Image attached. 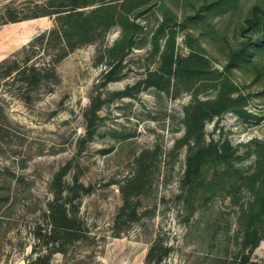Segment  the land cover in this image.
Wrapping results in <instances>:
<instances>
[{
	"label": "rangeland",
	"instance_id": "rangeland-1",
	"mask_svg": "<svg viewBox=\"0 0 264 264\" xmlns=\"http://www.w3.org/2000/svg\"><path fill=\"white\" fill-rule=\"evenodd\" d=\"M52 1L0 0V10H47ZM111 3L123 15L107 30L101 28L108 20L104 11L92 15L88 42L58 62L56 79L41 83L27 102L7 93L17 132L0 149V167H13L22 181L12 186L14 207L0 218V264H29L43 249V236L39 241L34 231L47 225L42 212L63 165L64 188L77 179L90 191L73 200L83 236L48 264H143L158 238L171 246L161 264H228L246 254L264 264V224L257 223L262 239L251 251L242 217L264 197V21H246L253 5L264 1ZM99 4L88 0L82 9L89 13ZM54 15L8 29L10 22L1 24L0 59L25 55L23 47L53 27ZM126 31L130 49L123 56L110 51ZM54 42H35L33 61H49ZM256 43L261 47L253 49ZM243 45L246 56L228 66L229 51ZM168 46L173 61L200 56L215 78L190 83L170 75L167 83ZM149 73L153 82L147 85ZM222 86L244 97L242 111L207 117L202 137L183 142L188 105L215 98Z\"/></svg>",
	"mask_w": 264,
	"mask_h": 264
},
{
	"label": "trees",
	"instance_id": "trees-1",
	"mask_svg": "<svg viewBox=\"0 0 264 264\" xmlns=\"http://www.w3.org/2000/svg\"><path fill=\"white\" fill-rule=\"evenodd\" d=\"M99 1L100 4L89 13L87 9H82V7L88 6V0H53L50 4L52 7L41 11L25 7L16 9L9 5H4V9L0 10V25L55 14L53 27L38 33L23 47L22 52L25 50V55L20 57V52L18 55L0 59V149L4 144L9 143V139H13L15 132H17L14 122L7 113V93L19 96L20 99L26 102L30 101L32 99V91L36 90L41 83L48 81L50 78L56 79V65L58 62L69 51L88 42V21L92 19V15L104 11L103 17L108 18V20H105L101 24L103 30L109 29L115 23L117 15H123L114 9L111 0ZM259 9L261 14H258ZM252 11V16L246 19L250 25L264 21V3L263 7L257 4L253 5ZM44 37L55 41L57 50L50 55V59L46 63H37L33 61V56L35 55L34 45L35 42H40ZM256 40H258V37ZM131 44L132 35L126 31L120 40H117L109 50H122L120 55L123 56L130 49ZM260 45L259 43L254 44L253 49H256ZM172 48V46H168V50L164 52H169L167 71L169 76L165 78L167 83L170 82V75L176 79L184 77L190 83L196 81L208 83L215 78L209 71L207 63L206 65L199 63L198 58L201 57L198 55L190 54L186 57H178L173 61ZM246 51L248 49L245 45L231 49L228 55V66L244 58ZM173 63L175 64L174 67ZM158 76L164 77L161 74ZM152 78L153 74L149 73L144 82L147 85L151 84L153 82ZM244 103L245 99L243 96L233 97L222 86L215 98L196 100L188 105L186 108V131L183 142L191 138L198 139L202 137V129L207 117L221 114L231 108H237L242 111ZM92 132L90 128L88 135L91 136ZM199 152L204 153V149H200ZM13 153L15 154V152ZM67 170L68 165H63L54 173L50 189L52 192L51 198L47 200L46 207L42 212L47 225L43 227L39 223L34 231V237L37 239L41 235L43 236V240L39 244L43 249L38 251L29 264H48L54 253H65L67 244L83 236L82 230L84 229L81 227L78 218L73 214L76 209L73 200L76 196L89 192L90 188L78 183L77 179L74 180L76 181L74 186L67 187V189L66 187L64 188L63 178ZM21 178L15 175L13 167L9 165L0 167V206L3 207V210L0 211V218L14 207L15 203L12 198L15 197V194L14 191L12 193V186L13 184L19 186L22 181ZM242 217L245 220L246 226L244 232L247 241H251L249 249L252 251L262 239L256 233L258 221H262L264 224V197H258L256 202L250 203L248 208L243 211ZM170 250L171 246L163 242L161 238L155 239L150 243L146 251L143 264H161ZM250 258L249 254H246L240 257L239 260L229 261L228 264H257L256 261Z\"/></svg>",
	"mask_w": 264,
	"mask_h": 264
},
{
	"label": "crops",
	"instance_id": "crops-1",
	"mask_svg": "<svg viewBox=\"0 0 264 264\" xmlns=\"http://www.w3.org/2000/svg\"><path fill=\"white\" fill-rule=\"evenodd\" d=\"M15 23L17 24V22H10V26H8L6 29L11 28V26H14Z\"/></svg>",
	"mask_w": 264,
	"mask_h": 264
},
{
	"label": "bare ground",
	"instance_id": "bare-ground-1",
	"mask_svg": "<svg viewBox=\"0 0 264 264\" xmlns=\"http://www.w3.org/2000/svg\"><path fill=\"white\" fill-rule=\"evenodd\" d=\"M15 29V28H14ZM27 31H25V33H26ZM26 36V35H25Z\"/></svg>",
	"mask_w": 264,
	"mask_h": 264
}]
</instances>
